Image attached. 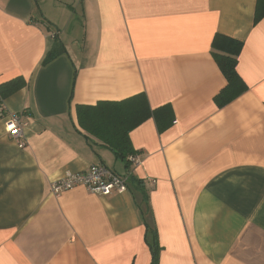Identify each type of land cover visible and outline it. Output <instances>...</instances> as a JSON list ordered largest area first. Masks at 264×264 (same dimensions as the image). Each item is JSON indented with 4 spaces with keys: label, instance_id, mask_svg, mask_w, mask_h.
Returning <instances> with one entry per match:
<instances>
[{
    "label": "crops",
    "instance_id": "obj_1",
    "mask_svg": "<svg viewBox=\"0 0 264 264\" xmlns=\"http://www.w3.org/2000/svg\"><path fill=\"white\" fill-rule=\"evenodd\" d=\"M257 0H0V85H26L0 112V264H264V18ZM222 34L243 42L248 91L223 108L212 56ZM55 52L49 65L44 61ZM144 93L170 105L159 134L130 133L124 163L79 125L77 107ZM19 114L26 146L7 132ZM104 164L127 190L101 196L52 184ZM146 211L145 223L139 211Z\"/></svg>",
    "mask_w": 264,
    "mask_h": 264
},
{
    "label": "trees",
    "instance_id": "obj_2",
    "mask_svg": "<svg viewBox=\"0 0 264 264\" xmlns=\"http://www.w3.org/2000/svg\"><path fill=\"white\" fill-rule=\"evenodd\" d=\"M264 18V0H257L255 23ZM243 42L222 34H217L212 42V56L227 85L214 98L218 108H223L248 91V86L237 71ZM57 58L51 52L44 61L45 65L51 64ZM26 82L17 78L0 85V106L2 102L24 88ZM77 117L80 127L90 136L106 145L115 158L124 163L129 171L132 168L130 157L137 156L130 141V133L149 119L156 123L159 134L170 129L174 123V112L170 105L152 109L146 94L140 93L121 101L99 102L94 106L80 105L77 107ZM142 221L145 223L146 211L138 207ZM146 224V223H145ZM146 243L152 255L151 264H159L161 247L159 245L156 228L146 224Z\"/></svg>",
    "mask_w": 264,
    "mask_h": 264
},
{
    "label": "built area",
    "instance_id": "obj_3",
    "mask_svg": "<svg viewBox=\"0 0 264 264\" xmlns=\"http://www.w3.org/2000/svg\"><path fill=\"white\" fill-rule=\"evenodd\" d=\"M3 112H0L2 115ZM10 123L7 132L11 138L18 142L19 148L23 149L26 142L23 140L24 128L27 126L21 120L19 114L10 115ZM133 166L138 164L137 156L129 158ZM77 187H84L92 193L101 196H110L115 193H122L127 190V182L115 171L104 164L91 166L87 171L78 174H66L52 184V194L58 196L63 192Z\"/></svg>",
    "mask_w": 264,
    "mask_h": 264
}]
</instances>
